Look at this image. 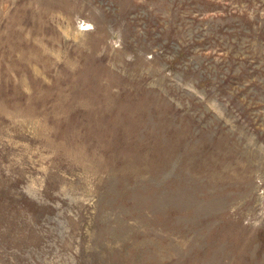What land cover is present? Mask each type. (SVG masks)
I'll use <instances>...</instances> for the list:
<instances>
[{"label": "rangeland", "instance_id": "rangeland-1", "mask_svg": "<svg viewBox=\"0 0 264 264\" xmlns=\"http://www.w3.org/2000/svg\"><path fill=\"white\" fill-rule=\"evenodd\" d=\"M0 264H264V0H0Z\"/></svg>", "mask_w": 264, "mask_h": 264}]
</instances>
